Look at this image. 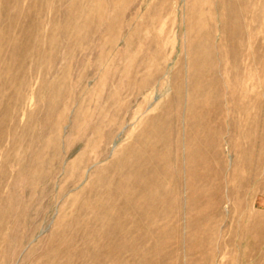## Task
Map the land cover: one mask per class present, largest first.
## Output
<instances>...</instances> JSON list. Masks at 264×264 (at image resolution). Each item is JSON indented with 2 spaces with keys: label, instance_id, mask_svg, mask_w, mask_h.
Instances as JSON below:
<instances>
[{
  "label": "rangeland",
  "instance_id": "1",
  "mask_svg": "<svg viewBox=\"0 0 264 264\" xmlns=\"http://www.w3.org/2000/svg\"><path fill=\"white\" fill-rule=\"evenodd\" d=\"M57 263L264 264V0H0V264Z\"/></svg>",
  "mask_w": 264,
  "mask_h": 264
},
{
  "label": "bare ground",
  "instance_id": "2",
  "mask_svg": "<svg viewBox=\"0 0 264 264\" xmlns=\"http://www.w3.org/2000/svg\"><path fill=\"white\" fill-rule=\"evenodd\" d=\"M203 63V62H202ZM200 66V65H199ZM197 77V76H196ZM172 116V115H171ZM249 117V116H248ZM252 124H253V122H251ZM151 126V125H150ZM165 127H167V126H165ZM249 127V126H248ZM254 129V128H253ZM164 130V129H163ZM250 130V129H249ZM155 132V131H154ZM168 138V137H167ZM155 142V141H154ZM149 143V142H148ZM148 147V146H147ZM134 148V147H133ZM195 148H197V147H195ZM191 149H193V148H191ZM198 149H199V147H198ZM201 150V149H200ZM131 152V151H130ZM191 152V151H190ZM207 152V151H206ZM199 154H201V153H199ZM208 154V153H207ZM206 154V155H207ZM159 155V154H158ZM192 156V155H191ZM194 156V155H193ZM196 156V155H195ZM198 156V155H197ZM200 156V155H199ZM171 158V157H170ZM194 158V157H193ZM201 158H203V157H201ZM206 158V157H205ZM194 162V161H193ZM196 166V165H195ZM205 168V167H204ZM208 168V167H207ZM154 169V168H153ZM201 169V168H200ZM120 170V169H119ZM204 171V170H203ZM202 171V172H203ZM205 171H206V168H205ZM204 171V172H205ZM200 172V171H199ZM173 173V172H172ZM207 173H208V171H207ZM210 173V172H209ZM145 174V173H144ZM173 175V174H172ZM199 175V174H198ZM202 175V174H201ZM130 177H132V175L130 176ZM202 177V176H201ZM211 178L210 179H212V176H210ZM199 179V178H198ZM196 180V179H195ZM127 181V180H126ZM198 181V180H197ZM207 181V180H206ZM209 181H211V180H209ZM202 182V181H201ZM201 182H200V184H201ZM127 183V182H126ZM154 183H155V181H154ZM193 183V182H192ZM211 183H214V182H212L211 181ZM198 184H199V182H198ZM197 184V185H198ZM170 185V184H169ZM174 185V184H173ZM196 185V184H195ZM208 185V184H207ZM205 187V186H204ZM213 187V186H212ZM121 188H122V186H121ZM191 188V187H190ZM199 188V187H198ZM206 188V187H205ZM123 189V188H122ZM191 189H194V188H191ZM210 189H211V187H210ZM129 190V189H128ZM204 190V189H203ZM127 191V190H126ZM192 191V190H191ZM205 191H207V190H205ZM147 192V191H146ZM152 192V191H151ZM194 192V191H193ZM201 192V191H200ZM204 192V191H203ZM205 193V192H204ZM203 193V194H204ZM108 194V193H107ZM125 194V193H124ZM192 194V193H191ZM194 194V193H193ZM208 194V193H207ZM128 195V194H127ZM169 195V194H168ZM195 195V194H194ZM197 195H198V193H197ZM201 195V194H200ZM209 196V195H208ZM200 197V196H199ZM194 199H195V197H194ZM202 199V198H201ZM120 200V199H119ZM198 200L199 199H197V202H198ZM177 201V200H176ZM190 201H192L191 199H190ZM194 201H196V200H194ZM200 201V200H199ZM120 202V201H119ZM193 203V202H192ZM196 203V202H195ZM194 203V204H195ZM202 203V202H201ZM200 203V204H201ZM205 203V202H204ZM203 203V204H204ZM193 204V205H194ZM197 204V203H196ZM197 206V205H196ZM205 206V205H204ZM193 207V206H192ZM96 208V207H95ZM257 208V207H256ZM134 209V208H133ZM160 210H162V209H160ZM202 211V210H201ZM209 211V210H208ZM258 211V210H257ZM107 212V211H106ZM129 212V211H128ZM146 212V211H145ZM93 213V212H92ZM138 213V212H137ZM206 213V212H205ZM209 213H211L212 214V212H209ZM94 215V214H93ZM97 216L99 215V214H96ZM190 215H192V213L190 214ZM203 215V214H202ZM205 215H207V214H205ZM112 216V215H111ZM208 216V215H207ZM93 217V216H92ZM190 217V216H189ZM192 217V216H191ZM195 217V216H194ZM193 217V218H194ZM197 217V216H196ZM96 219H97V217H95ZM106 218V217H105ZM201 218V217H200ZM207 218V217H206ZM100 219V218H99ZM191 219V218H190ZM90 220V219H89ZM87 222V221H86ZM106 222V221H105ZM88 223H89V221H88ZM103 223H104V221H103ZM107 224H108V219H107ZM191 224V223H190ZM109 225V224H108ZM107 225V226H108ZM118 225V224H117ZM120 225V224H119ZM105 226V225H104ZM193 227V226H192ZM197 227V226H196ZM194 228V227H193ZM121 232V231H120ZM192 232V231H191ZM84 233V232H83ZM111 233H112V231H111ZM193 234H194V232H193ZM198 236H200V235H198ZM191 237V236H190ZM195 237V236H194ZM191 238H193V237H191ZM197 238V237H196ZM101 239V238H100ZM107 239V238H106ZM195 239V238H194ZM194 241V240H193ZM202 241V240H201ZM201 241H199V242H201ZM106 243V242H105ZM205 243V242H204ZM197 247V246H196ZM99 248H101V247H99ZM122 248V247H121ZM53 250V249H52ZM85 251V250H84ZM83 251V252H84ZM97 252V251H96ZM52 253V252H51ZM80 254V253H79ZM82 254H84V253H82ZM84 256V255H83ZM97 256H99V255H97ZM105 256V255H104ZM94 257V256H93ZM68 258V257H67ZM43 259V258H42ZM45 259V258H44ZM72 259V258H71ZM51 261V260H50ZM98 261V260H97ZM58 262V261H57ZM52 263V262H51ZM86 263V262H85ZM58 264V263H57ZM97 264V263H96Z\"/></svg>",
  "mask_w": 264,
  "mask_h": 264
}]
</instances>
